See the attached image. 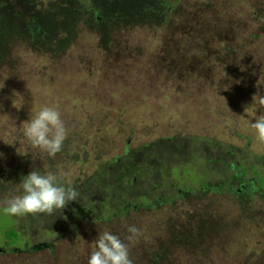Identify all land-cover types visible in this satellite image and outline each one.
Here are the masks:
<instances>
[{
  "label": "rangeland",
  "instance_id": "1",
  "mask_svg": "<svg viewBox=\"0 0 264 264\" xmlns=\"http://www.w3.org/2000/svg\"><path fill=\"white\" fill-rule=\"evenodd\" d=\"M146 2L150 14L141 11ZM165 4L0 0V206L21 194L32 170L56 174L80 194L76 202H94L79 222L71 202L53 215L15 217L23 243L54 250L0 253V264H88L104 231L128 244L134 264H185L177 259L194 254L188 263L264 264V144L251 127L264 115V0ZM120 8L129 13L123 20ZM45 106L61 113L68 133L54 158L23 135ZM128 163L138 173L122 186L114 175ZM100 170V190L79 189ZM109 196L124 203L123 214L103 221ZM148 199L167 206L161 220L175 213L185 235L203 221L225 223L223 240L207 241L202 255L192 237L176 245L173 226H153L156 214L132 215ZM14 222L1 213L0 232ZM129 226L141 232L132 242Z\"/></svg>",
  "mask_w": 264,
  "mask_h": 264
},
{
  "label": "clouds",
  "instance_id": "2",
  "mask_svg": "<svg viewBox=\"0 0 264 264\" xmlns=\"http://www.w3.org/2000/svg\"><path fill=\"white\" fill-rule=\"evenodd\" d=\"M264 106V98L259 100ZM256 139L264 144V115H260L251 125ZM24 138L34 148L54 158L60 153L67 139V129L61 113L52 107H43L34 117L25 123ZM20 195L5 201L3 211L6 215L21 217L25 215H53L63 210L70 202L77 201L79 193L72 187H65L52 172L42 174L32 170L20 183ZM125 238L132 242L141 232L135 226L127 229ZM95 249L91 252L88 264H134L129 255V246L119 236L104 231L95 240Z\"/></svg>",
  "mask_w": 264,
  "mask_h": 264
},
{
  "label": "trees",
  "instance_id": "3",
  "mask_svg": "<svg viewBox=\"0 0 264 264\" xmlns=\"http://www.w3.org/2000/svg\"><path fill=\"white\" fill-rule=\"evenodd\" d=\"M169 1L170 0H166V4H165L164 7H166V5H167V7L169 6V4H168ZM143 5H146L147 7L146 8L144 7V9L141 10L142 13L150 14V13H152L153 8L155 10V7H152V5L150 3L146 2V3H143ZM128 14L129 13L126 11V8L123 9V10L120 8V10H119L120 20H123V19L127 18ZM155 14H158V13H155ZM65 18L67 19V15H66ZM113 19L116 20V17H114ZM30 30L32 32H37V29H30ZM57 30L61 31L60 29H55V30L52 31V36L54 34V38H53L54 41H55L56 38H58V35L60 34L59 32L55 33V31H57ZM262 30H263V33H264V29H262ZM66 31H70V29H66ZM44 32L46 33V31H44ZM230 52H231V50L226 53V54H228L227 56L231 55ZM224 57H225V55H224ZM204 172L208 173L207 170L203 171V173ZM137 173L138 172L135 169V167L133 165H130V163H128V165H124V166L122 165L121 169H120V167L117 168L116 175H114V181H118L116 183H119V184L121 182L122 186H124L125 182L130 184L131 183L130 177H132L133 175L136 176ZM102 175H103L102 170H100V171H97L95 173V175L92 176L91 178L86 177L84 179L82 185H81L82 187L79 188V189L80 190H82V189L84 190L85 189L87 191V193L88 192L96 193V189L100 190L101 187H102L101 186V180H102L101 177H102ZM135 179H137V178L135 177ZM260 179L264 180L263 177H260ZM260 182H261L260 188L262 187L264 189V182L263 181H260ZM255 190H256V188L253 186V191H255ZM237 193H238V190L236 191V194ZM262 194L264 195V193H262ZM111 197L112 196H109L107 198L106 207H104V210L100 214V217H102L104 220H110V218H111V216L113 214H114V216L119 217L121 215L120 214L121 210H122V214H123V209L122 208H124V203L119 205V203H117L116 201H113ZM81 199H82V202H79V203L76 202V201L71 202V204L80 205V207L74 208L75 206H72L70 204L72 206L73 212H75V214H73V216L75 215L74 218L77 220V222L82 221L81 217L86 214V212H87L86 210H89V209L93 210L94 209V207H93V205H94L93 203L94 202L90 201V198H86V199L85 198H81ZM260 199H261V201L264 202V198L263 197L260 198ZM82 203H87L88 205H90L92 207H88L86 204H82ZM254 211H256V210H254ZM1 213H4V211H3V208L0 206V217H1ZM10 217L15 219L14 226H10L6 230H3V232L2 231L0 232V240H1L0 243L4 244V246L6 248H10V247L21 245V242H19L20 238H21V232L18 231L17 228H16V222H17L16 220L17 219L15 217H13V216H10ZM133 223H135V222H132V224ZM212 225L214 227L213 228V232L205 231L203 233V238L205 240H202V242H201V240L198 241V240L194 239V243H195V245H197V246H195L196 247L195 250H196V252L199 255H202L204 253L205 244H206L207 241L210 240L212 242H208V244H213L215 242H219L220 240H223V236H224V232H225V228H226L225 223L217 224V223H213L212 222ZM209 228L212 229L211 226H209ZM218 236H221V237H218ZM200 239H202V238L200 237ZM185 243H187V242L185 241ZM236 246H237L238 249L240 248L238 245H236ZM162 251H164V250H161V251L159 250L158 251V253H157L158 257L155 259L156 261L161 260V259L164 258V254H163ZM194 256H196V255L194 254ZM166 258L167 257H166V254H165V260H166ZM191 259L184 258V257H179L177 260H182L185 264H191V263H188V260H191ZM162 262L163 263H167L168 261H162ZM212 263H213V261H212Z\"/></svg>",
  "mask_w": 264,
  "mask_h": 264
},
{
  "label": "flooded vegetation",
  "instance_id": "4",
  "mask_svg": "<svg viewBox=\"0 0 264 264\" xmlns=\"http://www.w3.org/2000/svg\"><path fill=\"white\" fill-rule=\"evenodd\" d=\"M130 165H132V164H130ZM210 173L211 172L208 171V173H205V174L209 175ZM247 186L249 187V184H247ZM243 188H246V185H243V187L238 188L237 189L238 190L237 194L242 192ZM255 194H258V191H255ZM259 198H262L261 194L259 195ZM148 200H149V203L144 204V206L142 204H140V203H139L140 205H135L134 209H131L133 211L132 215L134 217L138 218V217H140L138 214H142L143 215L144 213H146L147 216H149L151 213L156 214L153 226L159 225L161 222L164 223L165 226H168V225L171 226V227L173 226V228H175L176 231L174 232V234L172 232V235L173 236L175 235L173 239H174V243L176 245H184V241H186L187 237H192V239L194 240V239H199L200 237L202 238L203 237V233L205 231L213 232V228L212 229H208L209 226H211V223H210L209 220H207V221L201 222L196 227L195 231L192 234L185 235V234H183L182 230H180L179 228H177L176 226L173 225V223H174L173 219H176L175 218V216H176L175 213H174V217L173 218L168 219L170 222L167 221L168 217L166 219L161 220L159 218L160 211H161L162 208L167 207V206L162 204L161 201H151V199H148ZM125 207H126L125 208V210H126L125 212H127L130 208L133 207V205L130 204V208L128 207V205L125 206ZM170 210L171 209H169V213H170ZM86 211H87L86 214L81 217V220L86 219L89 216V214L91 213L92 209H89V210H86ZM168 216H169V214H168ZM130 218H132V220H133L132 222H134V221L136 222L135 218H133V217H130ZM98 219H100V217ZM101 220L104 221L103 218H101ZM132 222H130V224ZM19 242H21V245L10 247V248H6L5 246L3 247L1 245H4V244H0V253H2V254L6 253L7 254V253L10 252V253H13V254H9V255H16L17 253H22V252L38 253V252L49 251V248L54 250L53 243H51V242H46V241L45 242H41V243H39L37 245H32V247L27 245L26 242L23 243L22 240H20Z\"/></svg>",
  "mask_w": 264,
  "mask_h": 264
}]
</instances>
